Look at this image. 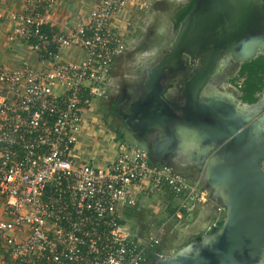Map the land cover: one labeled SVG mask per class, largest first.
Masks as SVG:
<instances>
[{
	"label": "built area",
	"instance_id": "built-area-1",
	"mask_svg": "<svg viewBox=\"0 0 264 264\" xmlns=\"http://www.w3.org/2000/svg\"><path fill=\"white\" fill-rule=\"evenodd\" d=\"M128 2L96 0L70 35L44 32L41 0L12 16L14 33L49 67L0 65V196L8 215L0 219V264H146L147 250L162 245L158 235L140 240L127 231L123 215L136 206V194L181 198L177 217L193 200L208 202L177 162L155 166L137 147L121 144L105 165L75 156L86 115L113 87L111 68L126 52L113 22ZM70 48L86 58L65 60Z\"/></svg>",
	"mask_w": 264,
	"mask_h": 264
},
{
	"label": "water",
	"instance_id": "water-1",
	"mask_svg": "<svg viewBox=\"0 0 264 264\" xmlns=\"http://www.w3.org/2000/svg\"><path fill=\"white\" fill-rule=\"evenodd\" d=\"M258 48L264 49V0H195L167 55L149 72L142 96L123 115L138 138L159 131L149 154L153 165L178 162L169 160L185 144L202 154L215 151L206 175L226 209L216 239L153 264H264V137L257 135L259 123L249 124L250 116L242 120L235 100L203 93L227 55L250 60ZM176 128L200 137L175 134Z\"/></svg>",
	"mask_w": 264,
	"mask_h": 264
},
{
	"label": "rangeland",
	"instance_id": "rangeland-1",
	"mask_svg": "<svg viewBox=\"0 0 264 264\" xmlns=\"http://www.w3.org/2000/svg\"><path fill=\"white\" fill-rule=\"evenodd\" d=\"M138 3L131 13L130 23L123 35L127 51L111 68L116 77L113 87L95 103L93 113L95 117H99L100 122L112 126L118 139L126 141L125 146L129 144L131 148L137 147L151 154L153 142L155 144L160 137L159 131L150 130L153 133L149 136L152 138V144H149V140L142 142L130 135L126 129H120L121 121L113 120L107 114V110L111 103H120L128 92H142L148 70L157 65L162 55L160 51L167 50L172 45L178 33L175 21L178 20L181 12L190 6L191 0H139ZM261 56L264 57V49L258 48L250 60ZM247 60L249 59L241 58L237 54L227 55L203 93L208 97L232 98L238 103V112L251 117L249 124L264 125V90L256 95L257 102L254 104H244L240 100L241 93L238 87L242 85L243 79H239V71ZM208 152L202 154L201 150H190L186 147L176 150L174 158L169 160L172 163L174 159L178 161L174 164L181 173L189 177V182L195 180L199 182L201 188L210 197L208 205L193 200L186 205L188 212L177 217L175 211L183 200L181 198L175 200L167 191H163L141 196L135 207L124 211L126 214L123 215V220L126 229L133 237L148 240L155 235L159 236L162 247H165L162 259H172L185 249L189 251L190 248V251L194 252L199 247L200 249L207 247L216 239L219 222H224L226 219V209L222 204L220 192L208 181L206 175L207 163L215 154L214 150ZM214 224L217 227H214ZM204 239L209 240L202 242ZM187 253L192 255L190 252Z\"/></svg>",
	"mask_w": 264,
	"mask_h": 264
},
{
	"label": "crops",
	"instance_id": "crops-1",
	"mask_svg": "<svg viewBox=\"0 0 264 264\" xmlns=\"http://www.w3.org/2000/svg\"><path fill=\"white\" fill-rule=\"evenodd\" d=\"M31 1L0 0V65L8 70H17L24 64L35 69L49 67L48 63L41 62L30 49L29 42L14 33L16 23L12 20V16L23 14ZM138 1L130 0L127 7L117 14L113 22L116 31L122 35L126 33L131 13L139 4ZM41 3L44 8L39 13L44 18V32L48 35H70L77 25L87 21L96 0H41ZM62 55L65 60L71 62H82L86 58L85 51L80 48L66 49ZM98 101L96 100L95 103ZM93 111L86 115L84 132L75 149V156L80 161L105 165L115 159L120 145H124L126 141L119 140L112 126L100 122ZM126 147L132 146L126 144ZM141 196L146 194H140V192L136 194V204ZM7 216L4 198L0 196V219H7Z\"/></svg>",
	"mask_w": 264,
	"mask_h": 264
},
{
	"label": "trees",
	"instance_id": "trees-1",
	"mask_svg": "<svg viewBox=\"0 0 264 264\" xmlns=\"http://www.w3.org/2000/svg\"><path fill=\"white\" fill-rule=\"evenodd\" d=\"M194 2L195 0H192L190 6L187 9H185L183 12H181V14L178 17L177 23H175V28H179V26L181 25L185 17L189 14ZM239 79H243L242 85L240 86V92L243 95V98H242L243 101L248 104H254L255 102H257L256 95L260 94L264 90V57L261 56L256 59L244 62L241 65V68L239 71ZM115 105L117 106V104L115 103L110 104V107L112 108V110L115 108ZM110 112L112 114H115L114 111H110ZM150 132H151L150 130L147 131V133H150ZM141 138L143 139V137ZM162 160L158 159V161H162ZM163 161L164 162L162 163H165L168 161V159L163 160ZM181 212L184 215L186 214V210H181ZM222 226H223V221L219 222L218 228ZM157 251L162 252V248L155 249V250H147V257L149 259V262L146 264H153L156 258L155 253Z\"/></svg>",
	"mask_w": 264,
	"mask_h": 264
},
{
	"label": "flooded vegetation",
	"instance_id": "flooded-vegetation-1",
	"mask_svg": "<svg viewBox=\"0 0 264 264\" xmlns=\"http://www.w3.org/2000/svg\"><path fill=\"white\" fill-rule=\"evenodd\" d=\"M192 1V0H191ZM175 23H177V21H175ZM127 51V50H126ZM160 54H162L160 57H159V59H158V62H157V65L156 66H154L153 68H151L150 70H148V72H147V78H146V80H145V82H144V85H143V89H142V92L140 91V93H130V92H128L127 93V95L125 96V98L120 102V103H118L117 104V106L115 105V108L112 110V108L111 107H109V109L107 110V114L108 115H110V117L111 118H113V120H115V119H119V121H121V126H120V129H126L127 130V132L130 134V135H133L134 137H136L137 139H139V140H141L142 142L144 141H148V140H146V139H149V144H152L151 142V140H150V137L149 136H152V132H150V133H147L146 134V137H143V139L142 138H138V136L136 135V134H134V132L133 131H131L127 126H126V123H125V120H124V118H123V115L128 111V110H130L131 108H132V106L133 105H135L137 102H138V100H139V98L142 96V93H143V91H144V89H145V86H146V83H147V79H148V77H149V72L151 71V70H153L154 68H156L159 64H160V62L163 60V58L167 55V53H166V51H165V49H162V51H160ZM123 55V54H122ZM119 56L116 60H118V62H119V60H120V58L121 57H123V56ZM115 60V61H116ZM114 61V62H115ZM114 64V63H113ZM117 67V66H116ZM112 76H113V78H116L114 75H113V72H112ZM114 81H115V79H114ZM239 89H240V87H238ZM241 93V92H240ZM243 95L241 94V96H240V100H241V102L242 103H246V102H244L243 101ZM113 103H115V102H113ZM113 103H111V104H113ZM116 104V103H115ZM248 104V103H247ZM110 111H114V113L116 114H112ZM111 113V114H110ZM146 138V139H145ZM162 160V159H161ZM163 160H167V159H163ZM160 161V162H164V161ZM179 171V170H178ZM180 172V171H179ZM182 174V173H181ZM182 175H184V174H182ZM185 176V175H184ZM186 177V176H185ZM191 177V176H190ZM188 180H189V177H186ZM165 251V247L163 248L162 247V253ZM157 259V258H156ZM155 259V260H156Z\"/></svg>",
	"mask_w": 264,
	"mask_h": 264
},
{
	"label": "bare ground",
	"instance_id": "bare-ground-1",
	"mask_svg": "<svg viewBox=\"0 0 264 264\" xmlns=\"http://www.w3.org/2000/svg\"><path fill=\"white\" fill-rule=\"evenodd\" d=\"M257 1H259V0H257ZM247 117L248 116H243L242 117V120H244V121H246L247 120ZM181 129H183V130H181ZM255 129L257 130V135H258V137L259 138H261V137H263V131H264V125L263 124H261V123H259V124H256V126H255ZM174 131V133L176 134V133H178V135L179 134H181V133H183V132H188L189 134H191V135H195V136H197V137H200L199 135H198V133L197 132H195V131H193V130H189V129H186V128H176V129H173ZM180 137V136H179ZM181 139V138H180ZM201 139V138H200ZM183 143V142H182ZM183 144H185V143H183ZM183 144H182V146H183ZM185 147H189V145L188 144H185L184 145ZM204 146H206V145H204ZM208 146H212V145H208ZM208 146H206L208 149H211V147H208ZM198 147V146H197ZM163 150H165V148H162L161 146H159L158 147V151H160V152H163Z\"/></svg>",
	"mask_w": 264,
	"mask_h": 264
},
{
	"label": "clouds",
	"instance_id": "clouds-1",
	"mask_svg": "<svg viewBox=\"0 0 264 264\" xmlns=\"http://www.w3.org/2000/svg\"><path fill=\"white\" fill-rule=\"evenodd\" d=\"M150 157V156H149ZM164 165H168V164H163V165H161V164H159V165H155V166H164ZM181 173V172H180ZM183 174V173H182ZM193 182H197L196 180L195 181H193ZM208 203V202H207ZM207 205V204H206ZM162 248V246L160 247V249ZM161 252V251H160ZM156 259V258H155Z\"/></svg>",
	"mask_w": 264,
	"mask_h": 264
}]
</instances>
